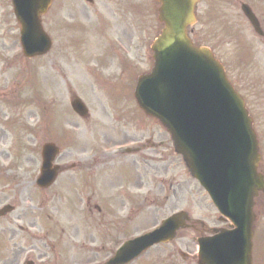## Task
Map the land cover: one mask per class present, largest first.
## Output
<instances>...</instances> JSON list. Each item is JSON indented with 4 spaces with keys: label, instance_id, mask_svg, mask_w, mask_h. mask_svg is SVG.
I'll return each mask as SVG.
<instances>
[{
    "label": "rangeland",
    "instance_id": "rangeland-1",
    "mask_svg": "<svg viewBox=\"0 0 264 264\" xmlns=\"http://www.w3.org/2000/svg\"><path fill=\"white\" fill-rule=\"evenodd\" d=\"M5 1L6 3L0 0V3L5 5L0 6V19L4 21L0 22V35L2 39L5 38L4 44L0 38V45L10 47L9 58L13 60L9 61L10 68L0 71V83H7L9 87L5 98L0 99V117L7 116L13 122L10 124V128L13 126L9 135L11 140L17 136L15 133L18 130L22 132L21 127L26 126L34 132L21 155L22 159L32 161L39 159L41 147L37 148V144L41 146L43 142L55 136L58 119L64 124L66 133L77 134L87 139L90 135H85V127L90 129L105 126L103 122L108 121V115L113 110V108H107L104 100H107L109 95L102 84L95 81L94 73L89 69L98 60L102 62L100 59L103 53L101 45H97L95 41L92 44L80 43L78 37L86 34L89 38L90 35L98 34L106 27L105 32L100 34H108L109 41L116 40L127 50L131 48L132 54L127 56L128 59L138 63L143 72L148 71L152 60L150 44L160 31L155 18L156 6L151 3V0H131L125 3L119 0H98L92 7L83 4L80 0H64L63 4L66 6L60 5L61 0H54L42 18L43 28L52 40V48L45 56L27 60L22 57L20 49L19 26L16 20L10 17L12 13V7L8 2L10 0ZM254 1L262 4V0ZM239 13L234 8V0H203L196 7V24L188 28L192 40L200 41V44L213 49L217 59L226 67L229 79L233 81L234 57L236 56L234 39L238 35H243L247 39L251 34L250 32L249 34H234L236 32L234 23L237 22L235 17L240 16ZM70 14L72 17L73 14L75 15L76 21L73 25L80 27L69 28L70 23L66 18L72 20ZM2 16L6 17L3 19ZM95 18L100 26L92 23ZM238 20L243 22L239 18ZM244 24L247 25V23ZM81 27L84 29L81 30ZM243 30L246 31L247 27ZM251 41L257 46L254 40ZM260 46L264 56V43ZM104 71L111 74L113 67L108 66L104 68ZM74 94L82 99L91 110L93 120L85 122L86 125L73 114L69 106L70 97ZM122 97L125 98V94ZM111 102L119 103L115 98ZM117 106L114 104L115 108ZM115 111L119 114L125 113V109L121 106ZM123 123L124 120H121L119 125ZM68 125H74L73 127L77 126V128L71 129L67 127ZM0 128L7 131V125L1 122ZM144 131L143 139L152 135V131L159 134L155 127H146ZM95 132L102 133L104 130ZM130 133L131 131L121 130L118 134H114L110 130L105 132L104 137L107 143L112 145L124 141L118 140L127 138ZM3 139V134L0 133L1 143H4ZM67 147L70 151V145ZM151 163L156 166L155 169L152 170L151 167L145 165L143 167L142 223L140 230L133 234L149 231L168 215L183 210L189 213L199 229L201 222L205 224V227L224 226L219 223L218 215L205 193L188 175L178 156H173L169 171L163 175V184L157 181L154 174L165 173L167 163H161L155 159ZM170 176H173V192L169 189ZM23 218L28 220L29 216L23 215ZM196 237L197 234L192 230H183L178 233L176 240L148 251L132 264H196L197 247L193 241ZM25 238L22 231H11V229L0 231V264H12L15 259L13 257L15 253L11 252L12 241L24 245ZM104 249L103 254L106 256L100 257L98 261L109 255V247ZM179 252H187L189 258L182 259Z\"/></svg>",
    "mask_w": 264,
    "mask_h": 264
},
{
    "label": "water",
    "instance_id": "water-1",
    "mask_svg": "<svg viewBox=\"0 0 264 264\" xmlns=\"http://www.w3.org/2000/svg\"><path fill=\"white\" fill-rule=\"evenodd\" d=\"M156 1L162 4L160 21L165 28L153 47L152 73L140 80L136 97L148 113L161 119L192 175L236 225L232 232L199 241L200 264H250L253 188L263 190L264 185L253 173L256 157L253 159L249 149L255 142L249 120L222 67L209 50L194 48L187 38L186 27L194 22L197 0ZM13 2L25 54L31 57L45 53L49 41L42 32L39 16L51 0ZM72 106L79 114L84 113L78 101ZM235 149L242 153L238 158ZM45 151L54 154L49 147ZM240 158L244 159L241 164ZM237 159V165L247 169V180L240 177L239 200L235 202L231 167ZM184 219V214L175 215L163 222L160 229L128 242L107 264H125L154 243L172 239Z\"/></svg>",
    "mask_w": 264,
    "mask_h": 264
},
{
    "label": "flooded vegetation",
    "instance_id": "flooded-vegetation-1",
    "mask_svg": "<svg viewBox=\"0 0 264 264\" xmlns=\"http://www.w3.org/2000/svg\"><path fill=\"white\" fill-rule=\"evenodd\" d=\"M97 1L98 0H93L90 6H95ZM119 1L125 3L129 0ZM254 3V0H234V8L240 11L243 4L248 5L258 16L264 30V5L261 6L263 7L262 14H259L253 8ZM236 17L242 19V16ZM3 49L2 44L0 45V50L2 51ZM4 53L5 50L1 52L0 55ZM114 70L118 71V73L111 74L112 78L108 81L125 86H131L135 81L136 76L132 64L117 63L115 64ZM117 77L122 78L118 79ZM137 118H139V116L136 111H128L123 114L120 113L118 118L116 117L118 122L124 120V123L121 125L122 128L133 125L135 129L138 128ZM140 138V131H136L127 138H123L125 144L133 145L132 147L134 148H132V150L135 152L130 157L123 156V159L110 160L99 148L94 149L90 157L86 159H76L71 162L69 167L66 166L67 162L61 159L60 165L62 169L65 171L70 170L71 174L66 175V178L57 184V188L60 191L71 189L73 198L78 201L85 197L83 209L85 210L84 212H87L89 215V218L83 220L84 223L79 222V220L76 223V239L72 246L87 245L86 243L79 244L78 242L77 237L80 230L123 231L132 220H134L135 223L137 221L140 223L142 166L145 161L142 155L143 144L137 143ZM159 145L164 146L163 142H160ZM146 146L154 147L155 144L152 143L151 140H148ZM156 152L158 154V151ZM168 157L169 154L167 149V158ZM162 158L161 156V159ZM113 187L118 188V190H114ZM126 199L129 204L127 212L126 205L124 204ZM61 225V222L54 223L52 230H56L58 227L61 228ZM73 225L74 223L71 224V226ZM80 226L84 227L80 228ZM87 237L88 242L94 239L92 234H87ZM58 246L59 243L56 239H49L48 242L44 243V247H51L53 252H55ZM29 251H33L37 255H46L43 250L35 245H30Z\"/></svg>",
    "mask_w": 264,
    "mask_h": 264
}]
</instances>
